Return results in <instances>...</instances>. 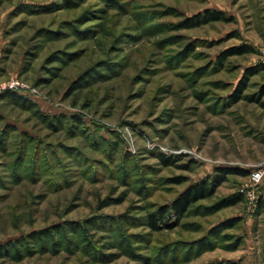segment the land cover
<instances>
[{"label": "rangeland", "instance_id": "1", "mask_svg": "<svg viewBox=\"0 0 264 264\" xmlns=\"http://www.w3.org/2000/svg\"><path fill=\"white\" fill-rule=\"evenodd\" d=\"M207 11L226 20L182 26ZM13 78L31 99L0 93V264H264V0H0ZM218 168L245 175L147 225Z\"/></svg>", "mask_w": 264, "mask_h": 264}, {"label": "trees", "instance_id": "2", "mask_svg": "<svg viewBox=\"0 0 264 264\" xmlns=\"http://www.w3.org/2000/svg\"><path fill=\"white\" fill-rule=\"evenodd\" d=\"M226 20V15L221 12H211L207 11L204 16L196 18L192 21H187L182 24L184 27H197L201 26L210 22L214 21H223ZM252 51V48L249 46H242L239 48H236L234 50H230L226 52L222 57V63L223 60H226L227 57L233 56V55H243L250 53ZM252 69H249L247 73L244 76V79L241 81L242 84L238 86V88L235 91L234 97L236 98V101H239L242 99V93H244V88L247 87V81H249V77L251 75H254ZM264 95V89L262 91ZM1 95H10L14 98L20 99V100H28L30 101L31 98L28 96H25L23 94H20L17 91H7ZM252 101H257L256 98L250 97ZM46 117V116H45ZM47 121H51L48 124H50L52 127L54 126L53 123H62V118H49L47 116ZM72 122L76 124H81V120L78 116H75L72 118ZM55 127V126H54ZM55 129H58L55 127ZM115 146V145H114ZM159 159L165 164V165H173L174 160L170 158H166L162 154L158 155ZM216 176L207 178L201 182H197L194 184H191L183 193H181L176 199H174L169 205H165L163 207H160L157 212L152 213L148 217V226L154 230V231H162L165 229L168 225L167 220L171 218L172 215H175L178 219L185 218L189 212L195 207V205L204 200L212 197L216 194L217 190L227 181L228 176L230 174H242L245 175L244 172H240L238 170H232L227 168H218L216 170ZM183 181V178H176L172 179V183H181ZM244 201V196L241 193H238L234 196H231L230 198L221 200L217 208H224V207H230L238 205L239 203ZM235 224V221L230 222L231 225ZM46 233V232H45ZM51 235V234H50ZM38 238L44 239V232H40L36 234ZM31 239V237L29 238ZM14 249L19 250L20 243H15L14 246H12ZM2 248L0 249V254L2 253ZM176 259V255H173V259Z\"/></svg>", "mask_w": 264, "mask_h": 264}, {"label": "built area", "instance_id": "3", "mask_svg": "<svg viewBox=\"0 0 264 264\" xmlns=\"http://www.w3.org/2000/svg\"><path fill=\"white\" fill-rule=\"evenodd\" d=\"M30 89V86L25 83V82H22L20 81L19 79H16V78H13L11 79L10 81L8 82H4V83H1L0 84V93L4 90H11V91H27ZM264 180V169L261 168V169H256V170H253L252 171V174H251V184H252V190H250L248 192V196L250 198H254L255 197V194H254V191H253V186H257V185H260L262 183V181Z\"/></svg>", "mask_w": 264, "mask_h": 264}]
</instances>
